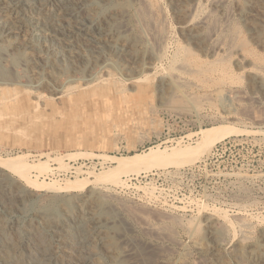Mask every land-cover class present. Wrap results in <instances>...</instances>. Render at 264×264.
Here are the masks:
<instances>
[{
	"label": "rangeland",
	"instance_id": "374dc122",
	"mask_svg": "<svg viewBox=\"0 0 264 264\" xmlns=\"http://www.w3.org/2000/svg\"><path fill=\"white\" fill-rule=\"evenodd\" d=\"M255 1L264 6V0ZM152 4L155 6L153 9L165 17L157 16L169 30L174 42L172 47L181 44L169 0H153ZM234 4L246 6V0H233ZM138 48L144 47L139 45ZM16 59L17 64L12 58L0 61L4 65L0 74H12L11 79L16 80L13 86L8 85L7 90L0 92V158L11 157L15 164L31 167L32 179L62 187L56 190L53 184L35 186L10 168L0 167V229L4 231V236H0V264H109L111 255H116V246L98 242L100 233L94 231L89 244L83 247L72 244L65 235L67 227L74 229L76 220L82 217L87 227H92L98 201H105L112 209L117 195L127 203L129 210L134 209L131 215L145 209L150 211L154 203L159 207H174L184 220L197 223L203 218L200 206L207 205L226 212L236 222L234 215L242 206L246 219L254 221L257 235L261 226L264 227V104L248 96L247 92L252 88L249 77L242 78L239 92H244L237 95L239 100L231 99L225 90L215 93L210 91L209 85L195 84H192L194 89L187 90L188 94L191 93L189 96L181 94L177 97L175 82L166 81L159 89L158 79L154 76L134 87L123 79L110 80L100 86L76 88L69 95L58 97L46 83L40 84L38 90L27 86L31 84L27 77L31 73L25 71L23 63L25 59L30 60V56L17 54ZM235 69V66L231 69L234 74L237 72ZM67 70L72 68L68 66ZM196 79L194 82L199 83ZM61 80L59 76L55 82ZM31 82L37 87L34 79ZM196 110H200L202 115L197 116ZM231 110L238 119H225ZM203 130H209L205 137L201 135ZM216 137L215 142L204 141ZM152 148L168 153L166 158L172 161L189 155L192 158L179 167L169 163L146 170L144 167L156 159L144 156ZM139 154L142 155L139 157L141 160L138 158L142 163L136 162L135 158L123 163L122 169L118 165L120 158L130 159V156ZM143 159L148 160V164ZM106 171H112L110 173H115L114 176L119 171L131 172L129 176L124 175L128 184L125 187L96 188L102 196H115L113 202L112 197L100 199L99 193L86 202L78 200V195L88 188L91 190L97 183L110 185L107 180H95L98 174ZM172 171L178 174L174 175ZM66 181H79L80 185H86L70 189L65 186ZM150 188L156 196L152 202L147 195ZM242 193L247 197L241 198ZM56 195L59 198L72 197L74 203L72 211L61 203L63 217L58 219L45 209ZM23 197L36 198L38 205L24 209ZM151 210L156 218L150 219L157 222L160 236L146 234L140 226L141 217V220L135 218L136 222H133L117 211L119 220L128 228L135 229H129V235L141 244L140 249L143 248V252L136 251L134 258L127 257L126 263H133L136 257L143 258L147 264H189L191 261L194 264L195 260L196 264H205L198 261L199 254L194 249L196 243L206 247L208 239L203 226H199L190 237L182 227L172 225L169 220L159 223L156 220L159 209ZM117 225L122 227L120 223ZM219 225L217 223V227ZM121 227L122 230L124 226ZM224 264H229L227 259Z\"/></svg>",
	"mask_w": 264,
	"mask_h": 264
},
{
	"label": "bare ground",
	"instance_id": "6f19581e",
	"mask_svg": "<svg viewBox=\"0 0 264 264\" xmlns=\"http://www.w3.org/2000/svg\"><path fill=\"white\" fill-rule=\"evenodd\" d=\"M152 1L0 0V61L3 58H12L13 63L17 64V54L25 56L29 54L30 60L27 61L26 59L29 57L26 58L23 64L26 68L25 71L31 73L30 76H27L28 81L32 84L31 81L34 79V84L37 87L31 84L27 86L31 87L32 90H38L40 84L46 83L52 88L54 95L58 97L69 95L76 88L82 90L92 86H100L110 80L123 79L134 87L147 80L149 76H154L158 79L157 87L159 89L166 81L175 82L174 93L177 97L181 94L189 96L191 93L188 94L187 90L194 89L192 84H195L197 86L209 85L210 91L215 93L225 90L231 99L239 100L237 95L244 92L243 90V92H239V85L242 78L247 76L252 82V88L249 89L251 91L247 92L248 96L250 99L264 104V6L259 5L255 0H246V4H244L246 6L241 4H239L240 6H235V4L233 6V0H169L182 40L181 44H175L174 48L169 30H166L163 20L159 18L162 15L153 9L155 6L153 7ZM139 45L144 48L139 50ZM3 66L1 64L0 69ZM68 66L72 68L71 71L67 70ZM233 66L237 70L235 74L231 70ZM65 72L71 73L65 74ZM11 75L5 72L0 74V92L7 90L8 85L16 83V80L11 79ZM59 76L62 80L56 83L55 80ZM194 79L199 83H195ZM205 94L208 95L207 92ZM233 112L231 110L225 116L226 118L222 117L238 119L237 114ZM200 113V110L195 111L197 116L202 115ZM208 131L203 130L201 135L205 137ZM217 139V137L209 138L204 141L205 143H212ZM167 155L168 153L150 149L144 156L149 159H156L144 169L148 170L152 166H167L169 163L179 167L192 158V155H189L178 161H172L170 158H166ZM134 156H130V159L120 158L119 164L118 162L117 164L121 167L123 163L135 160V158L136 162L141 160L139 157L142 155ZM19 157L24 158L26 156L20 155ZM145 159H143L144 163L148 161ZM3 166L10 168L32 185L49 186L53 184L52 187L56 190L62 187L58 186L60 184L57 185L49 181L39 182L32 179L31 167L25 164H15L11 157L8 159L0 158V167ZM130 166L132 165L130 164ZM124 167L123 169H125ZM126 170L128 171V168ZM106 172L98 174L95 180H107L110 185L101 186L102 183H97L95 189L89 190L88 188L78 195V200L86 202L95 193L101 195L100 190H96V188L110 190L112 186L125 187L128 185L127 177L125 178L124 175L129 176L130 171L128 173L124 171L120 173L121 171H119L115 176V173H110L112 171ZM169 172L167 173L169 174ZM173 173L171 174L173 175ZM66 182L67 185L65 186L70 189L86 185H80L79 181H76L77 183ZM80 182L82 183V181ZM110 195L99 197L103 200L106 199L104 197H112V199L110 198L112 201H109L113 202L115 196ZM147 195H149L148 200L150 202L156 197L152 189L148 191ZM117 196L113 202L114 209H111L105 201H98L92 227H87L83 217L76 220L74 229L70 230L67 227L68 232L65 235L67 239L72 244L83 247L89 244L88 241L91 239L92 233H100L98 242L103 243L104 241L111 246L112 244L116 246L114 248L116 255L114 253L111 255L109 264H127L126 258L136 256L138 249L139 252H143V248L140 249L141 244H138V241L129 235V229L132 228H128L129 226L127 227L121 222L122 220H119L118 212L128 219L134 220L133 222L141 217L142 225L140 226L143 231L154 236V234L159 233L160 229L157 227V222L150 219L151 217L156 218L151 209L155 211L159 209L156 219L160 221L159 223L169 220L172 225L182 227V230L190 237L194 236L199 226H203L208 240L206 247L198 243L194 245V249L199 254L198 261L205 262V264H224L227 259L229 264H264V227L259 228L257 235L254 230V221L250 220L251 218L246 219L242 212V206L234 215L236 222L232 221L224 211L207 205L200 206L203 211V218L201 221L193 223L191 220L189 222L184 220V217H180L181 215L179 216L174 207L170 208L163 205L159 207L154 203H151V207L149 206L150 211H145V209L131 215L134 209L133 211L129 210L130 207L128 208L127 203L121 198L118 199ZM244 196L245 193L240 195L241 198ZM23 199L24 209L38 205L36 198L23 197ZM61 203L66 205L68 211H72L74 208L72 197L59 198L57 195L53 196L49 204L45 205V209L49 210L47 213H51L50 216H53L54 219L63 217ZM234 217L233 219H235ZM127 222L129 223L130 220ZM118 223L122 224V227L124 226L122 230L120 229L121 226L117 225ZM217 223L220 224L219 227H217ZM135 225H138V222ZM65 227L63 225L62 228L66 229ZM112 231L115 233L113 234ZM3 233L4 231L0 229L1 237L4 236ZM158 236L160 235L158 234ZM191 243L193 244V241ZM142 259L135 257L134 262L129 263H148ZM148 260L151 261V258ZM195 261L194 264L197 263ZM191 263L189 262V264Z\"/></svg>",
	"mask_w": 264,
	"mask_h": 264
}]
</instances>
